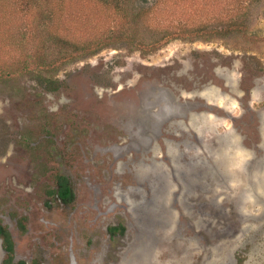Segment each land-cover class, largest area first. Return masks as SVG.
Returning <instances> with one entry per match:
<instances>
[{
	"label": "rangeland",
	"instance_id": "1",
	"mask_svg": "<svg viewBox=\"0 0 264 264\" xmlns=\"http://www.w3.org/2000/svg\"><path fill=\"white\" fill-rule=\"evenodd\" d=\"M26 1L0 0V223L15 260L264 264V0H160L149 16L158 34L212 33L227 11L245 33L174 34L153 52L104 49L74 63L64 44L92 46L131 23L95 0H66L56 24L50 0ZM42 56L63 84L55 93L34 80ZM57 175L72 206L48 196Z\"/></svg>",
	"mask_w": 264,
	"mask_h": 264
},
{
	"label": "trees",
	"instance_id": "2",
	"mask_svg": "<svg viewBox=\"0 0 264 264\" xmlns=\"http://www.w3.org/2000/svg\"><path fill=\"white\" fill-rule=\"evenodd\" d=\"M48 1V0H44ZM68 1V0H67ZM136 1L137 0H95V4H97L99 12H106L111 17L110 20L112 21H121L126 20L129 23H131V27L125 28L121 30H111L110 35H106L104 37H99L93 41L92 46H88L86 44H77L73 43L69 44L66 43L65 51L66 53L71 50V52L68 54V58L70 61L68 63H74L76 61H80L86 58H90L91 56H94L101 52L104 49H118V48H124L128 52H139V53H146L153 52L157 49V44L161 42L163 39H165L168 36L176 34L177 37H181L180 35H188L184 40H187V42H195L197 40L204 41V42H210L212 38H220L225 39L228 38L231 39L232 37L236 35H244L245 33V27H244V21L239 24V21L237 22V16L238 14L236 12H233L231 15L230 11L225 12L224 16L220 20V24L216 22V25L218 24V27H215V30L210 33L208 32L209 29H206L203 27L201 30H197L200 34H195V36L192 35L191 31L188 33L186 30H180V27L177 29L173 25H170V29L164 30L163 33L158 34L155 29H151V17L150 11L153 9L155 5H157L160 0H153L152 6L147 5V8H137L136 7ZM201 2V0H197ZM231 1V4L228 3V5H232V9L234 7L236 8V4L240 6V0H228ZM259 1V0H257ZM35 0H29L25 2V7H28L27 9L30 10ZM51 5L55 7L57 10V13L55 15L56 21L52 23H58L61 19H59V16H63V12H65L66 9V0H50ZM144 2V0H143ZM251 0L249 1V4L247 6H250ZM158 6V5H157ZM78 17V16H77ZM140 24V25H139ZM141 24H144V30L141 29ZM158 28V27H157ZM55 26L53 25L52 31L55 30ZM148 29V30H147ZM147 32H153L152 34L157 35V38L154 36L152 39L149 40V42H146L145 36L147 35ZM197 32V33H198ZM50 33V32H49ZM53 38H55L53 36ZM59 38V36H58ZM22 39V38H20ZM179 39V38H178ZM22 41L18 42V47H20ZM143 47H146L145 50H143ZM44 57H39L38 60H34L37 63L38 71L40 70V74H37L36 78L34 79L35 82L42 88L44 91L48 93H55L58 91L61 87H63V84L55 78V72L49 71V66H46L44 63ZM27 65H29V62L27 60H24L21 62L20 66V73H25L28 71ZM57 70V69H56ZM55 70V71H56ZM58 71V70H57ZM8 75V74H7ZM21 76V75H20ZM48 196L50 198H56V200L63 206H72L75 201V194L71 185V182L68 177L63 175H57L55 178V189L48 192ZM46 206L48 204L46 203ZM117 231H121V228L119 227H110L108 228V233L110 235H114ZM0 238L3 239V248L7 253V259L5 260L4 264H13L12 263V247L13 243L11 241V238L9 237L8 233L5 229H3L0 226ZM17 264H25L24 262H19Z\"/></svg>",
	"mask_w": 264,
	"mask_h": 264
},
{
	"label": "flooded vegetation",
	"instance_id": "3",
	"mask_svg": "<svg viewBox=\"0 0 264 264\" xmlns=\"http://www.w3.org/2000/svg\"><path fill=\"white\" fill-rule=\"evenodd\" d=\"M24 220H25V218L22 219V221H24ZM0 226H1L3 229L6 230V232H7L8 235H9V237L11 238V236H10L9 232L7 231V229L5 228V226H3L1 223H0ZM11 241H12V243H13L12 238H11ZM0 247H1L2 251L4 252V254H5V256H6L5 259H4V261H3V264H4L5 260L7 259V253H6V251L4 250V248H3V239H2V238H0ZM12 250H13V251H12V263H13V264H17V263H19V262H23V261H16L15 258H14V243H13ZM24 263H25V262H24ZM25 264H27V263H25Z\"/></svg>",
	"mask_w": 264,
	"mask_h": 264
},
{
	"label": "bare ground",
	"instance_id": "4",
	"mask_svg": "<svg viewBox=\"0 0 264 264\" xmlns=\"http://www.w3.org/2000/svg\"><path fill=\"white\" fill-rule=\"evenodd\" d=\"M237 172H239V171H237ZM237 172H235V173L233 172V173H231V174H233V176H236V173H237ZM240 173H241V172H240ZM243 176H244V175H243ZM242 179H243V178H242ZM244 180H245V179H243L242 182H244ZM257 182H258V181H257ZM257 182H256V183H257ZM243 186H244V185H243ZM245 187H246V185H245ZM197 231H198V230H197ZM193 232H194V231H193ZM197 233H198V232H196V234H197ZM194 235H195V234H194ZM199 236H200V235H199ZM203 237H204V236H203ZM208 238H209V237H208ZM172 240H173V239H172ZM159 242H160V244H161L163 247H164V245H168V244H169V241H168L167 238H162V239L160 238ZM190 243H191V242H190ZM206 243H207V242H206ZM162 246H161V247H162ZM161 247H160V248H161ZM185 249H186V248H185ZM176 250H178V249H176ZM176 250H175V251H176ZM140 264H141V263H140Z\"/></svg>",
	"mask_w": 264,
	"mask_h": 264
}]
</instances>
